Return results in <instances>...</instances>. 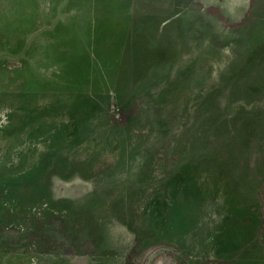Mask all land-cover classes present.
<instances>
[{
  "label": "rangeland",
  "instance_id": "374dc122",
  "mask_svg": "<svg viewBox=\"0 0 264 264\" xmlns=\"http://www.w3.org/2000/svg\"><path fill=\"white\" fill-rule=\"evenodd\" d=\"M116 11L0 15V264L224 263L264 224V0Z\"/></svg>",
  "mask_w": 264,
  "mask_h": 264
},
{
  "label": "crops",
  "instance_id": "0c3cea01",
  "mask_svg": "<svg viewBox=\"0 0 264 264\" xmlns=\"http://www.w3.org/2000/svg\"><path fill=\"white\" fill-rule=\"evenodd\" d=\"M134 9L135 0H0V15H97L103 14L104 10L134 14ZM260 224L254 231L239 233L235 238L239 246L235 250H226L224 263L217 264H264V224Z\"/></svg>",
  "mask_w": 264,
  "mask_h": 264
}]
</instances>
